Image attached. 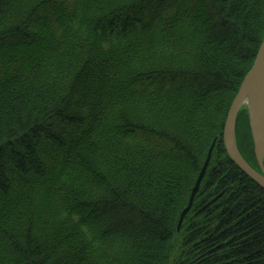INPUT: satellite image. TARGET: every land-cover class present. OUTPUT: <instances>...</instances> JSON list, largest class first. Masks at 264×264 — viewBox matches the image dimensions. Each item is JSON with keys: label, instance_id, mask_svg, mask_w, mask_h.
<instances>
[{"label": "trees", "instance_id": "1", "mask_svg": "<svg viewBox=\"0 0 264 264\" xmlns=\"http://www.w3.org/2000/svg\"><path fill=\"white\" fill-rule=\"evenodd\" d=\"M263 39L264 0H0V264H264L223 141Z\"/></svg>", "mask_w": 264, "mask_h": 264}, {"label": "water", "instance_id": "2", "mask_svg": "<svg viewBox=\"0 0 264 264\" xmlns=\"http://www.w3.org/2000/svg\"><path fill=\"white\" fill-rule=\"evenodd\" d=\"M253 67L247 73L245 80L240 86V89L234 98L229 113L226 119V124L224 128V143L226 146V151L230 154L233 161L238 164L240 169H242L246 174L253 178L259 185L264 187V40L257 52V57L252 65ZM246 107L248 110V118L250 120V129L252 131L253 142H254V153L258 163H260V170H258L252 163L250 164L245 158L244 154L239 149L237 143V117L240 109ZM215 143V142H214ZM210 147L208 151V157L203 164V168L198 175V179L193 187L191 195L189 197L188 205L183 209L177 230L181 228L183 224V219L191 210L193 205L194 197L200 189V184L205 177V173L208 169V164L212 157L211 153L215 144ZM214 202L211 201L209 204L204 206L199 212L206 210L210 204Z\"/></svg>", "mask_w": 264, "mask_h": 264}, {"label": "rangeland", "instance_id": "3", "mask_svg": "<svg viewBox=\"0 0 264 264\" xmlns=\"http://www.w3.org/2000/svg\"><path fill=\"white\" fill-rule=\"evenodd\" d=\"M164 3H168V0H159V5L160 4H162V6L164 5ZM158 4V2H155L154 3V6H156ZM157 7V6H156ZM150 12H156V8H154V7H152L150 10L148 9V11H147V13H145V16L147 17L148 15H150L149 13ZM251 70V69H250ZM203 207H201V209H202ZM207 210V209H206ZM205 210V211H206ZM191 262H193V263H197V261L196 260H194V259H191ZM197 264H201V262L200 263H197Z\"/></svg>", "mask_w": 264, "mask_h": 264}, {"label": "bare ground", "instance_id": "4", "mask_svg": "<svg viewBox=\"0 0 264 264\" xmlns=\"http://www.w3.org/2000/svg\"><path fill=\"white\" fill-rule=\"evenodd\" d=\"M193 188V187H192ZM193 190V189H192Z\"/></svg>", "mask_w": 264, "mask_h": 264}]
</instances>
